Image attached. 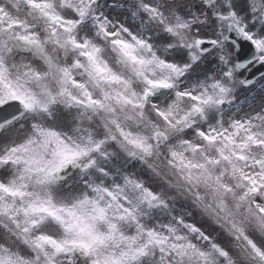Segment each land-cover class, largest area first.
<instances>
[{"label": "snow or ice", "instance_id": "6c2138e0", "mask_svg": "<svg viewBox=\"0 0 264 264\" xmlns=\"http://www.w3.org/2000/svg\"><path fill=\"white\" fill-rule=\"evenodd\" d=\"M258 69L264 0H0V264H264Z\"/></svg>", "mask_w": 264, "mask_h": 264}, {"label": "rangeland", "instance_id": "374dc122", "mask_svg": "<svg viewBox=\"0 0 264 264\" xmlns=\"http://www.w3.org/2000/svg\"><path fill=\"white\" fill-rule=\"evenodd\" d=\"M257 86H259V85H257ZM193 218H196L195 214H194V217Z\"/></svg>", "mask_w": 264, "mask_h": 264}]
</instances>
